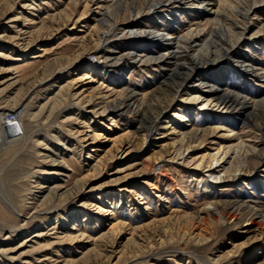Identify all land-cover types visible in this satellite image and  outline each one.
Returning a JSON list of instances; mask_svg holds the SVG:
<instances>
[{"label": "rangeland", "instance_id": "374dc122", "mask_svg": "<svg viewBox=\"0 0 264 264\" xmlns=\"http://www.w3.org/2000/svg\"><path fill=\"white\" fill-rule=\"evenodd\" d=\"M242 1L230 0L229 10H238ZM219 3L209 8L217 9ZM85 5L86 0H0V98L10 91L2 105L22 96L43 72L53 73L69 62L80 61L78 67L86 70L66 76L71 81L90 75L89 65L100 66L104 59L97 53L96 39L105 24L100 20L112 19L117 11L105 15V8L92 7L88 12ZM258 12V25L248 37L264 25V5ZM198 25L205 32L212 29V23L205 22V14H184L178 20L176 36ZM150 27L143 22L140 28ZM7 36L15 39L13 43ZM24 37L34 41L28 48L17 45ZM247 48L252 50L256 67L264 72V39L254 50L247 44L238 51L244 53ZM168 49L164 46L154 54ZM107 54H114L110 61L119 56V52ZM220 60L219 65L209 64L202 71L214 70L217 78L228 79L229 88L258 101L264 99L262 82L246 75L231 60ZM60 79L65 80L64 75L53 78L48 86ZM198 79L193 78L194 88ZM179 80L173 63L132 68L124 73V84L139 92L138 100L147 96L138 114L126 111L99 120L76 112L69 123L64 121L69 118L66 115L43 131L47 137L46 141L43 137L39 140L41 148H9L0 141V187L9 191L20 215L13 214L19 223L18 232L9 238V230L3 231L0 247L8 245L17 249L18 255L25 254L23 261L8 264H264V229L248 222L251 213L264 215V159H259L264 153V129L256 126L257 109L253 105L241 110L219 109L204 106L206 101L192 104L189 100L196 91L190 88L177 96L157 126L148 131L151 117L170 98ZM116 86L119 82L104 80L101 74L94 80L89 78L77 102L113 101L119 97ZM46 87L25 101V110H39L47 101L43 96ZM77 102L73 101L74 107ZM181 116L187 121L182 122ZM14 117L10 114L6 121L14 120L22 135ZM25 119L28 124L30 120ZM57 128L62 129L66 145L55 140ZM197 133V138L187 142V137ZM88 134L87 142L78 141ZM132 135L135 143L130 147L126 137ZM243 151L251 155L245 156ZM217 165H221L220 177L225 181L211 191L200 180L205 181L206 172ZM60 168L66 170L64 175L55 172ZM55 186L61 188L49 203V191L56 190ZM74 193L76 197L70 199ZM229 202L237 203L244 217L222 223L207 212L208 207ZM34 206L40 207V214ZM71 213H76L79 224H86L80 225V232H74L77 223L65 217ZM30 214L35 217L26 226L25 218ZM39 233L43 235L34 237ZM26 237L30 238L25 247Z\"/></svg>", "mask_w": 264, "mask_h": 264}, {"label": "bare ground", "instance_id": "6f19581e", "mask_svg": "<svg viewBox=\"0 0 264 264\" xmlns=\"http://www.w3.org/2000/svg\"><path fill=\"white\" fill-rule=\"evenodd\" d=\"M108 1L109 0H86L85 10L87 11H90L92 7L100 10L105 8V15L112 13L114 9L117 11V14L113 18L111 17L112 19H106L104 17L105 19L100 20L101 22L105 21V24L96 39L98 45L97 53L99 56H102L104 60L100 63V66L91 64L87 67L90 71V75H87L86 78L78 77L71 81L70 78H67L66 80V76L80 71V69L86 70L85 67H78L80 61L74 60V62H69L56 72L54 71L49 74L43 72L41 75L35 77L34 81L26 88L24 94L14 99L12 103L2 105L6 101V98H8L10 91L6 92L0 98V141L5 146L12 148L16 145H23L25 147L30 145L41 148L42 143H40L39 140L42 139V137L44 138L43 140H45L47 137L44 136L46 133L44 134L43 131L48 128H53L55 123L58 122V119L66 115L69 116V118L64 121L68 123L72 122L76 112L83 115H93V117H97L99 120H105L107 117L109 118V116H120L126 111L138 114L142 106L145 105L144 98L147 96L144 95L142 100H138V91L124 84V73L132 68L144 67L146 69L152 66L166 67L171 63L176 67L180 80L175 86L174 91H172L173 93H171L170 98L168 96L163 106L157 108L155 117H151V125L147 127L148 131L153 130L157 126L161 115L166 109L172 106L177 96H180L184 91H188L190 88L196 91V94L192 95L189 100V103L192 104L206 101L204 106L209 105L219 109L224 108L226 110L234 107H239L241 110L253 105V107L257 109L258 124L256 123V126L260 131L264 129V99L258 101L248 94L229 88L228 79L225 76L217 78L215 75L216 71L214 70L209 73H204L202 71L209 64L219 65L220 59L226 58L235 63L237 68L242 69L246 75L253 78L255 81L262 82L264 87V72L262 69L257 68L255 62L252 60V54H250L252 50L247 48L248 50H245V52L243 51L244 53L238 51L240 47L247 44L251 45L254 50L260 40L264 39V25L258 27V30L248 37L249 31L258 25V21L256 20L258 18H256V16H258L259 13L258 7L264 5V0H243L242 5L236 11L229 10L232 6L230 0H113L111 5H109ZM217 1L220 2L217 9H215L216 7L209 8V6H216ZM232 12H234V14ZM200 13L205 14V22L209 21L212 23V29L205 32V29L198 25L195 29L190 28L185 34L181 36L178 35L179 37H177L178 20L184 14L195 15ZM85 15L86 13L82 14V17ZM90 16L92 17L94 14L90 13ZM94 18L96 20L97 17L95 16ZM143 22L147 23V26L150 25V29L140 28ZM7 38L8 41L12 43L13 40H15L13 37L7 36L6 39ZM167 41L168 44L166 43ZM33 43L34 41L32 39L24 37L18 41L17 45L28 48ZM164 46L169 47L167 52L156 56L154 53ZM0 47L2 48V46ZM108 52H119V56L115 59L113 58L114 61H110L114 54H107ZM3 57L9 58V56L6 57L5 54ZM33 57L38 58L37 56ZM5 65L6 64L2 62L1 67L4 68ZM100 74L103 76L104 80L112 79L119 82V86L114 87V89L119 92V97L114 98L113 101L88 99V102H81V100L77 102V99L83 95L81 89L84 87V81L89 78L94 80L96 76ZM60 75H64L65 80L62 81V79H60V82H55L48 86L49 81ZM195 76L199 79L197 86L194 88L192 84L194 83L193 78ZM44 87L46 88L43 96L47 98V101L40 106L37 112L29 113L24 109L25 101L35 91L42 88L44 89ZM111 89L113 88H110V90ZM152 94H154V92ZM75 100L77 102L76 107H74L73 104ZM10 114L16 116L15 120L19 124L22 135H19L14 120L10 122L6 121L7 116ZM26 116L30 120L28 124L25 119ZM176 116L179 115L176 114ZM181 118L182 122L187 121L186 116H181ZM63 122L59 125L62 126ZM143 123H141L142 128L144 127ZM88 128H90L88 132L92 133V127L88 126ZM61 130L62 129L57 128V137L55 136L57 139L55 140H57V142H64L66 145L67 139L64 138ZM72 131L73 130H71V134ZM77 133L78 135H82L81 132ZM133 135L126 137L127 143H125L130 147H133L135 143ZM197 135L198 133L194 136L187 137V142H190L192 138H197ZM90 136L91 135L88 134L86 137L79 138L78 141L81 143L87 142V137ZM93 136L96 137V135ZM184 138H186L185 135ZM42 152L44 151H39L38 154ZM243 155L248 156L251 154L243 151ZM177 157H180V154L179 156L177 155ZM259 159L261 161L264 159V153L259 155ZM52 161L54 162V160ZM213 161L217 164L219 162L218 159L215 158ZM219 168H221V165L210 167L206 172L208 173V175L205 176L206 180H200V182H204L206 184L205 187L211 191H214L217 185L225 181V179L220 177ZM55 172L64 175L66 170L60 168ZM229 179L231 178L228 177L227 179L226 177V180ZM59 188L61 187L55 186L56 190L51 189L49 191V203L56 197V192ZM70 197V199H73L76 197V193H74V195L72 194ZM0 201L4 205L2 206V204H0V234L5 230H9V238H12L14 234L18 232L17 227L19 225L17 220L13 217V214L17 217H20V215H18L19 212L17 211L16 203H14L9 191H3L1 187ZM49 203L46 202L45 205L50 206ZM93 207H95V205ZM39 208L38 206L35 207L37 214L41 213ZM207 212L219 218L222 223H226L229 219L239 220L245 215L242 208L235 202L208 207ZM107 214L110 215L112 212H107ZM34 217V215L30 214L25 218V225L30 226ZM65 217L69 220L73 219V222L77 223L75 225L76 227L73 228L74 232L81 231L80 225L86 226V224H79V218L76 213H71L68 216L65 215ZM248 222L249 225H257L261 231L264 229V215L255 212L251 213L248 216ZM53 229L55 228L51 230ZM41 235L43 234H35L34 237H40ZM81 237H84L83 233ZM29 238L30 237L25 238L22 246L26 247L27 243H29ZM76 239H78V237L74 236L73 240ZM18 252L17 249L9 248L8 245L0 247V264L23 261L25 254L21 253L18 255Z\"/></svg>", "mask_w": 264, "mask_h": 264}, {"label": "built area", "instance_id": "2783aa9c", "mask_svg": "<svg viewBox=\"0 0 264 264\" xmlns=\"http://www.w3.org/2000/svg\"><path fill=\"white\" fill-rule=\"evenodd\" d=\"M14 119H15V117H14Z\"/></svg>", "mask_w": 264, "mask_h": 264}]
</instances>
